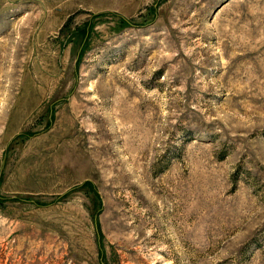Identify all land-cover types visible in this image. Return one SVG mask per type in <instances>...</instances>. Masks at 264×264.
Instances as JSON below:
<instances>
[{"label":"rangeland","instance_id":"obj_1","mask_svg":"<svg viewBox=\"0 0 264 264\" xmlns=\"http://www.w3.org/2000/svg\"><path fill=\"white\" fill-rule=\"evenodd\" d=\"M0 264H264V0H0Z\"/></svg>","mask_w":264,"mask_h":264}]
</instances>
